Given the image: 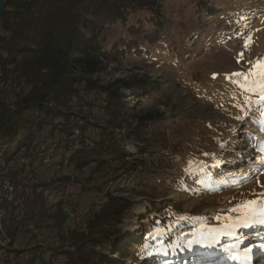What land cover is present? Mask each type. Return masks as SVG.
<instances>
[{"label":"trees","instance_id":"1","mask_svg":"<svg viewBox=\"0 0 264 264\" xmlns=\"http://www.w3.org/2000/svg\"><path fill=\"white\" fill-rule=\"evenodd\" d=\"M196 1L210 7V0ZM163 4L164 0H3L0 164L7 165L20 153L31 161L6 173L13 184V201L2 203L0 264H122L108 251L119 239L118 225L131 202L107 187L123 174L131 178L145 170L141 162H128L135 155L127 144L138 156L148 153L161 113L128 102V95L151 89L138 75L105 84L98 76L107 67L148 56L146 46L155 45L163 33ZM116 25L124 27L125 34L107 47L106 35ZM43 169L51 171L47 178L41 177ZM115 169L122 172L108 176ZM98 173L102 175L92 177ZM96 178L103 181L97 183ZM73 186L103 201L81 229L67 230L74 216V209L66 210L67 190ZM164 211L158 210L161 215ZM170 221H152L169 228L167 242L173 239ZM131 247L135 246L114 248L113 254L130 252Z\"/></svg>","mask_w":264,"mask_h":264},{"label":"rangeland","instance_id":"2","mask_svg":"<svg viewBox=\"0 0 264 264\" xmlns=\"http://www.w3.org/2000/svg\"><path fill=\"white\" fill-rule=\"evenodd\" d=\"M163 6V33L155 45L146 46L148 56L107 67L98 76L105 84L138 75L151 89L139 96L128 95V102L161 113L148 153L138 156L135 147L127 144L135 155L128 162H141L139 166L145 170L131 178L123 174L107 187L131 202L130 211L118 225L119 239L108 254L122 264H239L224 251L236 243L233 238L221 237L211 247L193 243L189 248L187 243L207 228L222 227L225 216L237 215L228 209L256 200L264 192V173L257 175L250 167L262 155L256 148L264 141V132L253 122L259 119V113L249 118L237 107L244 104L245 93L233 82L236 77L231 76L246 71L248 61L264 59V0H210L209 8L196 0H164ZM124 34V27H111L106 46ZM245 41L249 42L248 48L244 47ZM241 52L244 59L238 63ZM30 161L20 153L7 165L0 164V176L28 166ZM189 161L203 163L190 167ZM217 161L219 167L214 166ZM119 172L122 171L110 170L108 176ZM40 173L47 178L51 171L43 169ZM241 174H250L251 178L245 181ZM99 179L97 183L103 181L96 178ZM67 191L70 205L66 210L74 209V216L66 228L81 229L103 198L79 186ZM162 209L165 211L161 215L158 210ZM217 216L221 217L219 221ZM167 217L173 231L170 242L166 241L169 228L152 222L154 218ZM157 229L164 234L160 240L151 239L150 234ZM263 230L264 225L238 230L244 239L235 251L252 247V264H264L256 247L264 245ZM130 244L135 246L132 251L113 254L114 248ZM199 251L217 256L198 259Z\"/></svg>","mask_w":264,"mask_h":264},{"label":"snow or ice","instance_id":"3","mask_svg":"<svg viewBox=\"0 0 264 264\" xmlns=\"http://www.w3.org/2000/svg\"><path fill=\"white\" fill-rule=\"evenodd\" d=\"M242 36V34H240ZM251 37L248 38L250 41ZM245 41L244 47L248 48L249 42ZM244 59V53L238 54L239 63ZM249 68L246 71L232 73V77H236L233 81L242 93H245L244 104L237 105L243 112L248 113L249 118L259 113V119L253 120L260 126V131L264 132V59L257 61H248ZM231 78V77H229ZM240 119V117H237ZM251 139V137H249ZM223 147V145H221ZM262 155L257 159L256 164H251L250 167L257 175L264 173V141L256 148ZM207 155V154H205ZM203 162L189 161V166L199 165ZM219 161L214 165L219 167ZM245 181L251 178L250 174H241ZM239 183V181H237ZM228 212L237 213L235 217L228 215L224 217L225 223L222 227L207 228L205 231L198 234L194 240H190L187 246L190 248L193 243L203 247H211L215 243H219L221 237L233 238L236 243L231 247H225L224 251L229 253V258L238 261L239 264H252L253 248L247 247L240 252L235 249L243 243L244 237L238 235V230L241 228H250L264 225V192L258 194V199L243 201L234 208L228 209ZM219 221L221 217L217 216ZM164 234L163 230L157 229L150 234V238L160 240ZM207 242V243H206ZM260 249L261 257L264 258V245L256 246ZM149 255L152 253L149 252Z\"/></svg>","mask_w":264,"mask_h":264},{"label":"built area","instance_id":"4","mask_svg":"<svg viewBox=\"0 0 264 264\" xmlns=\"http://www.w3.org/2000/svg\"><path fill=\"white\" fill-rule=\"evenodd\" d=\"M13 201V184L6 173L0 176V230L1 220L4 217V210L2 208L3 202Z\"/></svg>","mask_w":264,"mask_h":264},{"label":"bare ground","instance_id":"5","mask_svg":"<svg viewBox=\"0 0 264 264\" xmlns=\"http://www.w3.org/2000/svg\"><path fill=\"white\" fill-rule=\"evenodd\" d=\"M261 233H264V230L261 231ZM216 256H217V254L214 252L199 251L198 259L204 258L205 260H207V259L210 260V259H215ZM236 262L239 263L238 261H236Z\"/></svg>","mask_w":264,"mask_h":264},{"label":"water","instance_id":"6","mask_svg":"<svg viewBox=\"0 0 264 264\" xmlns=\"http://www.w3.org/2000/svg\"><path fill=\"white\" fill-rule=\"evenodd\" d=\"M2 10H3V0H0V16H1Z\"/></svg>","mask_w":264,"mask_h":264}]
</instances>
